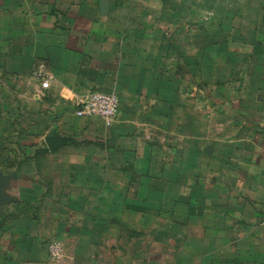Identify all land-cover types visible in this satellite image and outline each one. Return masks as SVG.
Here are the masks:
<instances>
[{
    "label": "crops",
    "instance_id": "crops-1",
    "mask_svg": "<svg viewBox=\"0 0 264 264\" xmlns=\"http://www.w3.org/2000/svg\"><path fill=\"white\" fill-rule=\"evenodd\" d=\"M130 1L0 0V171L11 175L0 257L46 261L47 244L37 243L49 239L64 248L56 264H141L146 252L129 247L142 241V211L148 225L161 197L170 227L216 228L195 240L204 264H264V77L251 100L221 106L230 121L214 123L211 142L187 101L179 119L166 116L163 137L141 141L136 131L159 128L149 114L156 76L137 51L139 27L128 24L140 12ZM95 91L119 98L111 126L75 114ZM54 130L73 140L49 150L44 137ZM94 144L101 153L78 151ZM228 225L235 233L226 237Z\"/></svg>",
    "mask_w": 264,
    "mask_h": 264
},
{
    "label": "rangeland",
    "instance_id": "rangeland-1",
    "mask_svg": "<svg viewBox=\"0 0 264 264\" xmlns=\"http://www.w3.org/2000/svg\"><path fill=\"white\" fill-rule=\"evenodd\" d=\"M129 3L131 11L140 12L135 18L130 17L128 25L139 27L134 42L139 45V55L147 62L144 70L156 76L155 83L148 82L150 91L154 84L157 90L154 105L151 106L153 111L150 109L149 114L156 116L159 125V128L151 127L135 134L142 137L141 141L145 139L144 142L152 141L155 134L160 139L165 133L166 116L173 114V121L179 119L181 105L187 101V107L196 109L195 112L198 110L199 120L206 125L205 137L211 142L218 133L216 130L212 133V128L218 127L214 123L226 125L230 121L220 113L221 106L234 100H251L263 89L260 79L264 77V4L246 0H132ZM179 59L182 61L179 62ZM161 79L169 84L163 85ZM164 86L169 88L167 92ZM174 91L177 93L174 94ZM87 150L101 153L97 144L85 145L78 151ZM146 163H141L142 168ZM140 180L143 183L146 178ZM157 202L148 225L147 215L142 211V224L138 228L142 241L129 248L145 251L146 256L135 259V262L207 263L208 257L198 252L200 243L195 240L202 231L211 237L216 228L208 226L205 230L196 225L170 227L165 224L168 211L165 201L159 197ZM224 229L226 237L235 233L233 226L228 225ZM187 234L192 235L194 240L182 246L181 237ZM48 240L43 239L37 247L46 248ZM7 258H3L4 262L0 257V264H14ZM43 258H16L15 261L16 264H56L61 260L51 259L48 254L46 261Z\"/></svg>",
    "mask_w": 264,
    "mask_h": 264
},
{
    "label": "built area",
    "instance_id": "built-area-1",
    "mask_svg": "<svg viewBox=\"0 0 264 264\" xmlns=\"http://www.w3.org/2000/svg\"><path fill=\"white\" fill-rule=\"evenodd\" d=\"M36 77L40 80L42 88H47L49 80L41 73H37ZM119 109V98L113 93L92 92L75 107V114L79 117H98L106 126H111L117 118ZM264 225V216L261 219ZM48 255L51 259H60L63 256V247L60 241H51L47 245Z\"/></svg>",
    "mask_w": 264,
    "mask_h": 264
},
{
    "label": "water",
    "instance_id": "water-1",
    "mask_svg": "<svg viewBox=\"0 0 264 264\" xmlns=\"http://www.w3.org/2000/svg\"><path fill=\"white\" fill-rule=\"evenodd\" d=\"M100 6L101 8H106L107 3L101 2ZM72 140V137L61 135L56 130L52 131V133L44 137L45 144L49 150H54ZM10 178L11 175H5L0 171V204H5L10 201V197L5 192Z\"/></svg>",
    "mask_w": 264,
    "mask_h": 264
}]
</instances>
